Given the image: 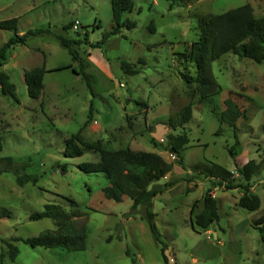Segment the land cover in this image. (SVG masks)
<instances>
[{"label":"rangeland","instance_id":"rangeland-1","mask_svg":"<svg viewBox=\"0 0 264 264\" xmlns=\"http://www.w3.org/2000/svg\"><path fill=\"white\" fill-rule=\"evenodd\" d=\"M134 9L123 19L135 28L112 29L110 0H0V22L17 19V35L41 30L24 45L8 49L0 73L9 76L17 102L0 93V156L24 163L22 174L37 177V183H16L11 172L0 173V208L10 213L0 219V264H264V242L252 222L264 213V164L251 179V192L261 201L259 210L237 206L241 189L225 190L204 176L208 162L234 174L250 160H264V65L233 54L211 63V74L221 88L215 97L198 102L193 84L180 75L193 76L187 54L198 38L197 19L224 13L249 4L256 17L264 16V0H133ZM69 23L74 27L65 30ZM152 25V26H151ZM153 29L151 31L150 29ZM87 33L88 44L84 39ZM14 35L0 29V47ZM80 41L74 46L80 61H73L58 37ZM99 43L98 48L90 44ZM143 65L138 64V60ZM136 64L140 72H123L120 62ZM60 70L58 67L68 66ZM44 66L43 90L36 100L27 95L24 74ZM88 77L89 90L82 74ZM230 92V93H229ZM231 95V96H230ZM230 96L244 115L230 128L219 123L223 101ZM192 106V118L184 126L189 142L182 153L183 166L169 153L165 136L176 114ZM91 112V120L87 123ZM173 118V120H170ZM220 129V132H217ZM81 130L85 141H101L110 150L129 147L159 155L173 166L172 172L155 184H175L152 200L154 223L160 243L151 235L140 213L126 219L131 200H108V185L101 173L85 174L77 165L99 160L86 150L80 157L64 156L66 141ZM181 131L178 128L174 133ZM239 145L232 159L227 148ZM66 170L62 171V167ZM210 188L217 201L218 222L207 231H193L190 210ZM54 204L75 214L76 227L86 231V249L65 254L59 250L32 248L16 238L38 237L54 230L50 219L32 221L33 213ZM7 244L16 247L14 260Z\"/></svg>","mask_w":264,"mask_h":264},{"label":"trees","instance_id":"trees-1","mask_svg":"<svg viewBox=\"0 0 264 264\" xmlns=\"http://www.w3.org/2000/svg\"><path fill=\"white\" fill-rule=\"evenodd\" d=\"M110 6L113 22L112 29L103 34V40L109 36L119 34L122 28L127 30L135 28L133 21L123 19L126 13L133 11V0H110ZM73 27L74 24L69 23L64 29L68 30ZM196 28L199 32L197 40L191 44L187 54H178V56L194 65L195 74L193 76L181 73L180 77L185 83L195 86L194 91L198 94V102L209 100L221 92L220 86L211 74V63L223 55L233 54L240 58L248 59L255 64L264 65V16H254L252 7L249 4L230 9L221 14L200 17L197 19ZM0 29L14 33L0 47V65L5 60V54L8 49L15 45H24L29 36L42 32L41 30H35L28 31L21 36L17 35V19L15 18L1 21ZM73 29L75 32L78 31L76 27ZM150 30L153 31L152 27ZM86 36L87 33H84L83 41L88 44ZM58 38L60 44L68 50L72 60L80 61L81 66H83L82 60L74 49V46H78L80 41L69 40L61 36ZM99 46V43L90 44L91 48H98ZM137 63L143 65L141 59ZM64 68H70V65L53 70ZM120 68L124 73L130 75H137L140 72L136 64L126 61L120 62ZM48 71L52 70H46L44 66H41L25 72L24 82L29 98L36 100L40 97L43 90L44 75ZM73 72L77 75L82 74L90 90L88 77L82 72V69L79 72L75 70ZM15 91V86L10 82L9 76L1 72L0 93L17 102ZM230 96L223 101L224 109L219 114L218 119L220 124L235 129L237 121L242 118L245 111L241 110L240 106ZM191 118L192 106L188 104L176 114L175 122L168 124L171 131L165 136L166 147L169 153L176 157L177 164L180 166H183L182 153L189 142L188 136L183 129ZM90 120L91 112L87 123ZM170 120H173V118ZM178 128L181 131L174 133ZM262 130L264 131V120L262 122ZM217 132H220V129ZM238 145L239 142L235 136L234 145L227 148V152L232 159L236 155L235 150ZM2 147V137L0 136V152ZM86 150L96 152L99 160L94 163L78 164L77 168L85 174H103L108 182V185L103 189L104 197L117 203L122 202L125 197L130 199L131 206L125 218L129 219L140 213L141 219L146 222L154 240L160 243L159 233L154 223L155 215L152 212V200L175 184L174 181L167 182L161 186L155 184L170 174L173 166L155 153L135 151L129 147L110 150L99 140L95 142L85 141L81 136V130L66 141L64 156L68 158L80 157ZM263 164L264 160L259 163L250 160L243 166L236 167L238 175L243 180V183L240 184L234 183V174L231 171L218 164L208 162L209 166H205L201 170L205 177L214 179L218 186L223 187L225 190L241 189L242 192L238 198L237 206L248 212H255L259 210L261 201L256 194L251 192L250 181L259 172ZM24 169L25 164L16 162L13 157L0 156V173H13L19 186H23L27 182L36 184L37 177L22 174ZM65 170L66 168L63 166L62 171ZM9 217L10 213L4 208H0V219ZM76 217L75 214L65 211L59 205L47 204L44 206V211L31 214L29 219L32 221L50 219L53 221L55 229L47 230L38 237L16 238L14 241H22L32 248L42 247L50 250H59L65 254L84 251L86 249V231L84 227H76ZM218 220L217 201L212 194V190L208 188L202 198L194 201L191 206L190 226L195 232H205ZM252 226L257 230L260 240L264 242V213L252 222ZM7 245L9 257L14 260L18 251L15 246ZM164 252L165 247L162 245L163 262L168 264V259ZM125 254L130 257L133 264H137L136 258L128 250Z\"/></svg>","mask_w":264,"mask_h":264}]
</instances>
